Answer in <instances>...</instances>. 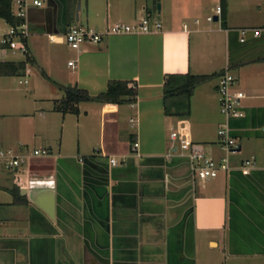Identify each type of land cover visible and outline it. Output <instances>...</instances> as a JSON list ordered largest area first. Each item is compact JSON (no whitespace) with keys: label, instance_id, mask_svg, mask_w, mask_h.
Returning a JSON list of instances; mask_svg holds the SVG:
<instances>
[{"label":"crops","instance_id":"crops-1","mask_svg":"<svg viewBox=\"0 0 264 264\" xmlns=\"http://www.w3.org/2000/svg\"><path fill=\"white\" fill-rule=\"evenodd\" d=\"M158 1L159 9L153 0H76L69 23L100 32L144 16L161 23L103 34L79 49L65 41L61 0L27 12L29 64L53 83L43 79L39 93L30 88L31 105L16 113L11 142L38 137L32 146L50 154L0 169V264H264V0H225L219 14L220 0L215 7L212 0ZM211 12L216 24L206 19ZM240 28L261 30L240 41ZM60 51L66 58H57ZM225 68L244 110L228 119L240 146L229 152L217 133L225 122L218 74L194 88L187 117L165 115L162 105L165 74ZM110 79L134 84V100L80 101L76 112L53 108L63 86L95 95ZM180 121L197 149L229 160V171L202 180L210 181L204 192L196 193L187 151L178 152L169 136ZM251 156L253 172L241 176L240 160Z\"/></svg>","mask_w":264,"mask_h":264},{"label":"built area","instance_id":"built-area-1","mask_svg":"<svg viewBox=\"0 0 264 264\" xmlns=\"http://www.w3.org/2000/svg\"><path fill=\"white\" fill-rule=\"evenodd\" d=\"M44 0H12L11 10L14 16L22 18L19 23H6V29L0 36V44L9 49H18L25 55L29 54L26 38L29 34L27 23V12L29 7L42 6ZM219 14L220 6L217 5L215 9ZM207 20H213L214 14H208ZM161 26V23L156 18L144 16L135 23L114 22L108 26L103 32L97 31L92 27L78 24L68 23L64 30L65 41L67 45L73 49H79L84 43H97L103 34L109 33H126V32H141L149 31ZM260 28H240L239 40L244 41L248 34L256 36L260 32ZM68 64L74 65L72 60H68ZM22 81V80H20ZM26 81V80H24ZM234 76L225 68L218 74V81L216 85L217 98L219 110L225 117V122L217 130L220 137L222 147L227 151H235L239 146L238 142L230 133V126L228 119L232 117H239L244 114L241 107L242 93L232 89ZM172 140L178 142V146L187 151V157L190 161L192 173L196 174L202 180L217 176L220 172H227L230 170L229 160L227 156L220 158H213L205 155L201 149H197L196 145L189 138L188 126L184 121L170 131L169 134ZM137 141L132 142V150L137 146ZM50 149L41 146H17V147H3L0 146V169L14 170L22 166L27 159L48 156ZM196 161V164H194ZM108 162L111 165H116L117 161L114 157H109ZM253 157L244 158L239 164V168L243 173L249 172L253 167Z\"/></svg>","mask_w":264,"mask_h":264},{"label":"trees","instance_id":"trees-1","mask_svg":"<svg viewBox=\"0 0 264 264\" xmlns=\"http://www.w3.org/2000/svg\"><path fill=\"white\" fill-rule=\"evenodd\" d=\"M158 0H153L156 4ZM225 0H220V8L224 6ZM12 0H0V18L5 22L16 24L22 18L14 16L11 10ZM76 0H65V16L67 23L73 20V12ZM6 47L0 44V54L5 51ZM32 58L29 54L25 55L23 60H7L0 58V75H17L25 74L27 63ZM223 70L216 73H167L163 77L162 83V105L165 115L175 116L177 118L187 117L190 113V98L194 88L220 74ZM63 97L61 100L54 102L53 108L61 111L76 112V104L80 101L97 100L99 102H116L120 103L125 100H134L136 96V86L130 84L128 80L110 79L107 81L106 88L91 95L89 92L77 84H68L63 86ZM10 192L17 193L16 190L10 189Z\"/></svg>","mask_w":264,"mask_h":264},{"label":"rangeland","instance_id":"rangeland-1","mask_svg":"<svg viewBox=\"0 0 264 264\" xmlns=\"http://www.w3.org/2000/svg\"><path fill=\"white\" fill-rule=\"evenodd\" d=\"M158 3L160 2L158 1ZM211 5L215 7L216 2L212 0ZM211 14H213V12H211ZM209 22L212 24H216L217 20H210ZM5 29H6V23L2 18H0V36ZM63 52L64 51H60L57 58H66ZM0 58L7 59V60H23L25 58V54L19 51L18 49L6 48L3 54H0ZM29 63H27V66L31 68L30 73H25L21 76L0 75V118H2L4 122L3 123L4 124L3 125L4 140H3V143L0 144V146H3V147H17V146H14L16 145L15 142H11L12 141V137H11L12 131L10 129L12 127L11 125L16 121V118H15L17 116L16 113H19L21 110L28 109V107H30L31 105L30 96H29L30 88L32 86L37 87L36 89H37V92L39 93L40 91L42 92L44 90L43 79L48 84L53 83L51 81L52 78L49 77L48 74L46 75L45 72L42 73L40 68H37L34 65H31ZM20 80L22 81L20 82ZM29 109L31 110V108ZM219 125L222 126L221 122ZM28 131L29 129L25 131L24 133ZM35 139L36 140L33 142L35 143L34 145L39 144L40 142L38 141V137ZM173 141H174V144L177 145L178 152L185 151L178 146L177 141L175 140ZM33 143L28 144V145L26 144H23V145L27 147H32ZM247 158H251V157H247ZM34 160H36V158ZM28 162H29V159H27V161L24 164H28ZM240 163H241V160H240ZM194 164H196V161H194ZM0 172H5V171L0 170ZM220 174L221 173H219L217 177ZM209 182L205 183L204 181H202V179L197 176L196 171H194V186H195L196 193L206 191V189L209 186ZM197 234H199V237H201V235L206 234V233L197 231ZM198 242L200 243L199 238H198ZM204 242L205 241L203 240L202 243L205 245Z\"/></svg>","mask_w":264,"mask_h":264},{"label":"water","instance_id":"water-1","mask_svg":"<svg viewBox=\"0 0 264 264\" xmlns=\"http://www.w3.org/2000/svg\"><path fill=\"white\" fill-rule=\"evenodd\" d=\"M62 1V3H63V10H64V18H65V23H67V21H66V16H65V0H61ZM49 5H50V0H47V3H46V7H49ZM157 9H159V6H160V4L157 2ZM33 8V7H32ZM38 8H41V7H38ZM31 9V7H29V9H28V12H29V10ZM78 9H79V1L77 2V5H76V14H77V12H78ZM29 14V13H28ZM28 20H30V18H29V15H28ZM214 19H217V15L215 14L214 15ZM237 149H239V147L237 148ZM236 172L238 173V174H240L241 176H249L252 172H253V169H250L249 170V172H247V173H243L242 172V170L240 169V168H238L237 170H236ZM50 203H51V197H50ZM49 203V204H50ZM52 207H50V209H51ZM47 210V209H46ZM48 213L51 215V212H49L48 211Z\"/></svg>","mask_w":264,"mask_h":264}]
</instances>
